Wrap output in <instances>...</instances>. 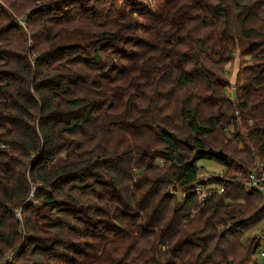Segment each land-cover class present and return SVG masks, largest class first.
I'll list each match as a JSON object with an SVG mask.
<instances>
[{
	"label": "trees",
	"instance_id": "16d2710c",
	"mask_svg": "<svg viewBox=\"0 0 264 264\" xmlns=\"http://www.w3.org/2000/svg\"><path fill=\"white\" fill-rule=\"evenodd\" d=\"M4 1L0 262L256 264L246 237L264 196L246 187L264 163V0L153 15L137 0ZM238 48L250 64L235 100L221 70ZM221 134L231 145L217 149ZM203 160L224 177H201Z\"/></svg>",
	"mask_w": 264,
	"mask_h": 264
},
{
	"label": "rangeland",
	"instance_id": "374dc122",
	"mask_svg": "<svg viewBox=\"0 0 264 264\" xmlns=\"http://www.w3.org/2000/svg\"><path fill=\"white\" fill-rule=\"evenodd\" d=\"M137 1L140 4L138 7L139 9H144V11L146 13L153 15L155 13H158L159 9L161 7H163L166 3H173L177 0H137ZM183 2L184 1H182V3ZM4 3L8 5L9 2H8V0H5ZM144 11H142V12H144ZM137 18H139V17H137ZM16 20L21 26L25 27V22H23L24 19L22 18V16H16ZM138 21L141 24H145V22H146V21L144 22L141 19ZM127 34H130V35L131 34H133V35L139 34L135 38V41H137V42L139 41L138 39H140V37H142L143 39H146V40L148 39V37L146 35H144L143 32H141V31L139 33L128 32ZM131 50H134V49H131ZM245 50H246V48H242V49L238 48L232 62L230 64H228L226 67H224L223 70H221L222 76L221 75L220 76L226 82H228L227 94L232 99H235V100H236V91L238 90V88L242 84V70H243L244 66L250 64V58L248 55H246V53H244ZM228 135L231 136V138H232V134H228ZM229 140L230 139L228 137H225L221 134V136L219 137V145L216 146L217 149H221L222 147L226 146L228 143L230 144ZM257 162L262 163V161L260 159L255 161V163H257ZM199 166H200V168H202L201 177H203L204 179L211 178L214 176H221V178L224 177V173H225L224 169L222 168V166H220L215 161L203 160L199 163ZM238 174H239L238 176H241L240 173H238ZM263 232H264V224L260 228H258L257 230L248 234L246 237V238H250V239L255 238V237L259 238L260 249H259V251L255 257V263L256 264H264V256H262V254H264V245L262 242ZM7 260H3L2 262H0V264H12V263H14L12 257L7 259Z\"/></svg>",
	"mask_w": 264,
	"mask_h": 264
},
{
	"label": "built area",
	"instance_id": "2783aa9c",
	"mask_svg": "<svg viewBox=\"0 0 264 264\" xmlns=\"http://www.w3.org/2000/svg\"><path fill=\"white\" fill-rule=\"evenodd\" d=\"M195 192L198 195L199 201L202 203H206L212 195V192L207 191L201 185H195ZM246 192L259 193L264 196V164L261 162H257L255 164V168L248 175ZM264 256V254H262Z\"/></svg>",
	"mask_w": 264,
	"mask_h": 264
},
{
	"label": "water",
	"instance_id": "95a60500",
	"mask_svg": "<svg viewBox=\"0 0 264 264\" xmlns=\"http://www.w3.org/2000/svg\"><path fill=\"white\" fill-rule=\"evenodd\" d=\"M191 149L194 150L195 147L191 146ZM198 154H205L207 156H211L220 160H227V155L223 152V151H215L213 149H208V150H198L197 151ZM205 180H202L201 182H199V185L204 186L205 185Z\"/></svg>",
	"mask_w": 264,
	"mask_h": 264
}]
</instances>
